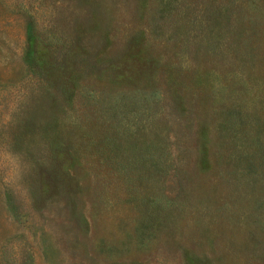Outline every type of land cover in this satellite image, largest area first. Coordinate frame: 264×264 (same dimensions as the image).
<instances>
[{
	"label": "rangeland",
	"instance_id": "obj_1",
	"mask_svg": "<svg viewBox=\"0 0 264 264\" xmlns=\"http://www.w3.org/2000/svg\"><path fill=\"white\" fill-rule=\"evenodd\" d=\"M0 264H264V0H0Z\"/></svg>",
	"mask_w": 264,
	"mask_h": 264
},
{
	"label": "trees",
	"instance_id": "obj_2",
	"mask_svg": "<svg viewBox=\"0 0 264 264\" xmlns=\"http://www.w3.org/2000/svg\"><path fill=\"white\" fill-rule=\"evenodd\" d=\"M169 6H171L170 3H168ZM167 5V6H168ZM26 37H27V43L28 47L25 52L23 62L26 66V68L31 72L35 73L36 68H37V62H36V47H35V42H36V37L34 34V28L31 23L28 24L27 29H26ZM5 203L8 207V211L11 213L12 217L14 219L20 220V216L17 214V209L12 201L10 200V197L7 195Z\"/></svg>",
	"mask_w": 264,
	"mask_h": 264
}]
</instances>
